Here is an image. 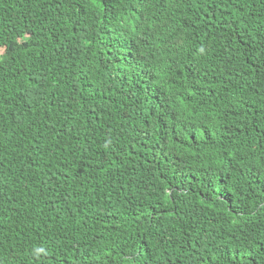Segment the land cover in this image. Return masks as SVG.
Segmentation results:
<instances>
[{
    "label": "trees",
    "instance_id": "obj_1",
    "mask_svg": "<svg viewBox=\"0 0 264 264\" xmlns=\"http://www.w3.org/2000/svg\"><path fill=\"white\" fill-rule=\"evenodd\" d=\"M0 264H264V0H0Z\"/></svg>",
    "mask_w": 264,
    "mask_h": 264
}]
</instances>
